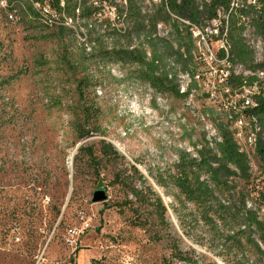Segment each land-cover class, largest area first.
<instances>
[{
	"label": "rangeland",
	"instance_id": "rangeland-1",
	"mask_svg": "<svg viewBox=\"0 0 264 264\" xmlns=\"http://www.w3.org/2000/svg\"><path fill=\"white\" fill-rule=\"evenodd\" d=\"M126 3L60 0L61 8L86 4L101 9V19L108 17L113 23L108 29L94 16L67 19L70 27L63 24L65 17L53 5L35 4L33 9L31 0H0V228L5 239L0 264H36L42 255V264H187L172 257L173 241L190 253L195 264H264V259L259 262L247 255L243 259L241 252L222 251L211 226L203 223L193 235H185L187 228L181 226L172 207L174 198L164 195L151 176L173 171L177 151L196 156L206 143L215 147L221 139L220 123L232 131L235 128L229 119V97L210 99L207 95L206 82H212L213 76L203 60L192 61L195 73L182 74L186 75L183 85L190 86L194 96L190 99L156 90L147 80L146 66L124 65L105 57L114 46L128 43L112 32L126 27L112 6ZM138 4L148 12L153 1L138 0ZM45 15L61 20L51 24ZM159 23L163 24L157 32L163 40L158 47L162 61L156 74L175 71L177 85L176 65L188 64L184 55L192 56L195 43L187 31H178L180 24L170 19ZM168 29L170 35L163 36ZM249 35L245 34L248 44L256 47L261 39L254 27L249 26ZM131 44L132 48L142 44L146 58L152 59L153 48L144 37L133 35ZM211 49L215 42L204 48V59H211ZM174 57L176 64L168 68L166 61ZM256 92L244 88L252 102ZM84 108L92 113L87 122ZM87 131L90 136L80 138ZM236 134L252 178L249 182L236 178L233 183L237 189L254 191L246 204L264 221V201L257 194L263 189L262 162L248 149L247 133ZM103 140L112 143L124 160L111 164L103 160L96 172L78 149L93 146L101 156ZM131 165L146 178L142 184L136 176L138 189L150 187L163 196L168 225L152 209H141L137 216L124 204L135 198L126 187L114 183L113 175L125 168L127 174L133 173ZM98 189H104L108 199L93 203ZM138 219L149 222L142 227L136 224ZM12 227L20 229L21 242L11 239ZM158 230L161 240L154 234ZM254 237L259 242L258 235Z\"/></svg>",
	"mask_w": 264,
	"mask_h": 264
},
{
	"label": "trees",
	"instance_id": "trees-1",
	"mask_svg": "<svg viewBox=\"0 0 264 264\" xmlns=\"http://www.w3.org/2000/svg\"><path fill=\"white\" fill-rule=\"evenodd\" d=\"M125 1L127 2L126 5H114L118 18H122L126 27L113 29L112 32L127 39L128 43L119 47L114 46L105 53V57L124 65L146 66L149 69L147 80L156 90L171 93L180 98L184 97L179 93L175 81L169 80L167 74H156V71L159 70L156 60L161 58L158 47L163 41L156 34L157 24L171 20V14H174L200 25L205 20L215 17L220 7H224L228 13L232 8L231 0H210V2H205L202 5L197 0H168V7L163 3L162 6L153 4L148 6V12H143L138 0ZM35 4H39L41 7L45 4L53 5L58 8L57 14L61 18L66 14V19L75 21L77 19L80 21L90 19L92 16L96 18V13L99 10L96 7L85 6L86 4H66L61 8L60 0H31L30 7L34 9L33 5ZM242 4H244L246 14L250 15L251 25L249 26L254 27L257 34L264 38V0H260V11L246 2ZM233 9L234 13L231 14L229 20L228 36L230 60L235 64L243 65L245 69L252 72L264 70V61L256 63L255 58L254 63V50L247 44L243 34L244 28L241 26L240 18H238V7H233ZM78 11L80 14L76 13ZM242 12L240 11L239 14H243ZM45 16L47 21H52L53 24L61 20V18L53 19L50 15ZM100 20L102 24L106 25V28H112L113 23L108 17ZM178 31L180 30L178 29ZM133 35L139 38L144 37L149 47L153 48L151 60L146 58V50L142 44L132 48ZM184 68H187V65ZM257 80L256 76L243 77L234 74L230 79V85L233 90H239L243 85L244 88H252ZM84 81L85 78L81 79L79 84L82 86ZM80 92L82 93V90ZM260 92L261 95L255 93L253 96L255 105L245 112L248 118L255 119L256 127H258L255 152L263 166V189L257 191V194L260 200L264 201V89L262 88ZM91 114L89 108H84L86 122ZM219 131L218 135L221 141H216L215 147H210L206 143L198 150L196 156H192L186 151H177L179 157L177 163L174 164L173 171H167L165 174L159 173L156 176L151 174V176L157 185L163 189L164 195L174 198L175 205L172 207L181 226L187 228L185 235H193L198 224L203 223L206 226H211L210 232L214 234V238L218 241L222 251L241 252L243 259L247 255L248 258L255 257L256 261L261 262L264 259V221L259 219L256 210L248 208L246 204V200L254 191L247 189V187L237 189L233 183L236 178L245 179L247 182L251 180L249 160L246 153L240 151L239 143L237 145V131L230 130L224 123L219 124ZM89 136L90 132L87 131L82 133L80 138L85 139ZM100 144L99 154L101 156L97 155L93 146L78 149V153H84L87 156L92 164L91 167L95 168L96 172H99L102 167L103 160L110 164L119 161V159L124 160V156L112 143L103 140ZM78 158L79 156L75 157V164H77ZM128 171L129 169L125 168L124 171L119 170L113 175L114 183L126 187L135 198L134 201L126 200L124 204L130 206L137 216H139L141 209H152L159 213L162 224L168 225L166 220L168 205L164 202L163 196L150 187L142 189L136 187V176L142 184L146 183V178L135 165H131L130 171L133 173L127 174ZM187 204H190L192 208L188 207ZM184 211L187 212L184 213ZM151 212L153 214V211ZM148 222V219L143 222L138 219L136 224L145 227ZM154 234L157 240L163 238L159 230L155 231ZM255 234L258 235L259 242L255 239ZM243 239L247 240L246 244L243 243ZM171 250L172 257L177 261L187 264L196 263L189 257V252L184 253L179 248L178 242L173 241ZM206 264L217 263L209 262Z\"/></svg>",
	"mask_w": 264,
	"mask_h": 264
},
{
	"label": "built area",
	"instance_id": "built-area-1",
	"mask_svg": "<svg viewBox=\"0 0 264 264\" xmlns=\"http://www.w3.org/2000/svg\"><path fill=\"white\" fill-rule=\"evenodd\" d=\"M159 2V6H162V0H155ZM201 5L205 2H210V0H197ZM229 1V0H228ZM99 4V3H98ZM49 6V5H48ZM101 6V5H100ZM238 18H240L241 26H243V34H247L249 38V25H251L250 15L246 14L244 4L241 3V0H238ZM51 7V5H50ZM112 7H116L115 5ZM102 10L99 9L96 13V19H101ZM240 11H243V14H239ZM64 23L67 26L72 27V24L66 23V14L62 16ZM225 17L226 9L220 7L217 11V15L210 20H205L202 24L198 25L192 22V35L195 36V52L192 53V56H185L187 60V68L177 67V88L179 93L186 98L192 99L194 96H191L190 86H184L182 82V74L195 73L192 71L193 63L195 60H203L210 68V74L213 76V81L206 82L207 95L210 99H216L218 95L223 97H229V103L227 104L230 107L229 119L234 124L233 131L246 132L249 136V147L248 149L256 148V133L258 127H256L255 119H248L246 115V110L252 108L248 97L244 94V85L239 90H233L230 85V79L234 76L232 69H229V60L231 54L227 51V40L224 38V27H225ZM53 24V22H49ZM58 23L55 22V24ZM160 27H163V24H157V32H160ZM160 35V34H159ZM170 32L168 29V35ZM208 42H215V49H211V59H204V48H208ZM263 48H264V38H263ZM174 63L176 64V58H173ZM254 63H255V51H254ZM197 73V72H196ZM202 77L201 73H197ZM255 91L261 95V92L255 88ZM238 145V140H237ZM245 152V151H244ZM11 239L16 243L21 242L20 229L18 227H12L11 229ZM5 239L0 228V253L4 252ZM36 264H42L44 262L43 255L37 257ZM88 264H97L96 262H89Z\"/></svg>",
	"mask_w": 264,
	"mask_h": 264
},
{
	"label": "bare ground",
	"instance_id": "bare-ground-1",
	"mask_svg": "<svg viewBox=\"0 0 264 264\" xmlns=\"http://www.w3.org/2000/svg\"><path fill=\"white\" fill-rule=\"evenodd\" d=\"M153 1V4H155V5H157V4H159V2L158 1H155V0H152ZM243 2H246L248 5H251V6H255V8H256V10L257 11H260V9H261V7H260V0H243ZM242 2V3H243ZM162 3L166 6V7H168V0H162ZM237 0H231V4H232V8L230 9V11L228 12V13H226V17H225V27H224V38H226V40H227V51H229V42H228V36H229V20H230V16H231V14L232 13H234V9H233V7H236L237 6ZM152 4V5H153ZM238 7V6H237ZM79 12V11H78ZM80 14V13H79ZM67 20V19H66ZM69 21H72L73 22V19H69ZM171 21H173V22H175V23H177V24H180V31L181 32H184V31H187L188 33H189V35H190V37H191V39L193 40V42L195 43V36L194 35H192V22L190 21V20H187V19H184V18H181V17H179V16H177V15H174V14H171ZM160 24V23H159ZM160 28H162V27H160ZM244 36H245V34H244ZM155 37V36H154ZM246 38V37H245ZM259 39H261L260 41H259V44L256 46V47H252L251 45H249L248 44V41H247V44L251 47V49H253L254 51H255V58H256V63H261V62H263L264 61V48H263V42H262V40H263V38H262V36H260L259 35ZM247 40V39H246ZM171 57V56H170ZM169 57V58H170ZM158 59V58H157ZM171 60H173V59H168L166 62H167V65H168V68H170V66L172 65H174V62L173 61H171ZM161 61H162V59L160 60V59H158V60H156V63L158 64V65H160L161 64ZM164 62V61H163ZM163 64V63H162ZM164 65H166V64H164ZM174 67V66H173ZM164 68H166V67H164ZM172 69V68H171ZM229 69H232V71L234 72V74L235 75H241V76H243V77H248V76H256L257 77V82L253 85V87H252V89H254L255 90V88L257 89V90H259V88H263L264 89V70H258V71H256V72H252L251 70H247V69H245V67L243 66V65H240V64H235V63H233L231 60H229ZM238 69H240L241 71H242V73H239V72H237V70ZM168 70V69H167ZM167 72V71H166ZM175 72V71H174ZM174 72H172V73H174ZM172 73H170V72H167L166 74H167V77H168V79L169 80H174L175 81V78H176V74H175V77H174V75L172 74ZM165 74V73H164ZM184 76H186V75H184ZM184 76L182 75V78H184ZM187 78V77H186ZM183 80V79H182ZM186 80V79H185ZM187 81V80H186ZM188 81H190L189 79H188ZM185 82V81H184ZM189 83V82H188ZM190 85V84H189ZM187 86V85H186ZM257 93V92H256ZM248 100H249V102H250V104L252 105V106H254L255 104H254V102H252V100H250L249 98H248ZM248 119H252L251 117H249ZM238 136H241V134L239 133L238 134ZM238 140V139H237ZM219 141H221V139H219ZM240 151H242L241 149H240Z\"/></svg>",
	"mask_w": 264,
	"mask_h": 264
},
{
	"label": "water",
	"instance_id": "water-1",
	"mask_svg": "<svg viewBox=\"0 0 264 264\" xmlns=\"http://www.w3.org/2000/svg\"><path fill=\"white\" fill-rule=\"evenodd\" d=\"M108 199V195L104 189H98L93 195V203L105 202Z\"/></svg>",
	"mask_w": 264,
	"mask_h": 264
}]
</instances>
